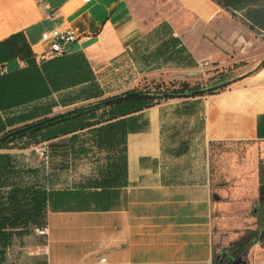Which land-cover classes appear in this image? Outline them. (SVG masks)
I'll return each instance as SVG.
<instances>
[{
  "label": "crops",
  "instance_id": "obj_1",
  "mask_svg": "<svg viewBox=\"0 0 264 264\" xmlns=\"http://www.w3.org/2000/svg\"><path fill=\"white\" fill-rule=\"evenodd\" d=\"M174 2L199 28L211 26L224 37L216 35L211 43L201 35L195 46L162 26L164 38L150 45L152 35L143 30L128 0H62L55 5L0 0V44L19 34L37 57L48 49L44 32L71 28L78 40L67 54H83L96 78L27 106L0 110V136L14 128L7 118L47 105H56L55 112L146 83L204 81L211 77L201 65L209 64L210 57L221 59L229 47L242 50V42L251 44L252 37L264 40V0ZM235 32L233 38L243 40L231 46ZM8 50L0 46V74L5 67L13 71L22 65L21 56ZM263 65L217 84L220 90L213 95L161 100L47 142L51 167L35 186L12 185L7 172L29 144L18 151L12 148L16 141L0 150L2 216L12 219L7 199L14 188L48 195L41 217L29 224L30 235L8 223L11 241L2 264H102L103 259L106 264H215L220 254L226 257L263 220ZM62 153L70 163L66 168L59 164ZM83 167L84 175H79ZM36 228H48V237L37 236ZM231 264H264V244Z\"/></svg>",
  "mask_w": 264,
  "mask_h": 264
},
{
  "label": "trees",
  "instance_id": "obj_2",
  "mask_svg": "<svg viewBox=\"0 0 264 264\" xmlns=\"http://www.w3.org/2000/svg\"><path fill=\"white\" fill-rule=\"evenodd\" d=\"M1 45L2 47L3 45L8 46L10 48L8 51H11L14 57L21 56L25 67L0 74V110L6 111L27 106L47 99L53 93L90 83L96 79L83 54L66 53L38 64L21 35L13 36ZM150 86L151 88L146 87L148 89L137 88L88 106L76 107L52 117L49 115L53 114V109L56 107L54 104L7 118L8 126L14 128L0 136V150L24 139L36 140V143L40 145L63 136L75 135L99 125L106 119L105 117H109L107 120H116L150 108L161 100L213 95L218 91L213 90V87L199 89L188 83L180 85L156 83ZM94 98H100V96ZM107 109L109 111L106 113ZM100 117H104V120ZM2 160L3 156L0 155V185L4 172ZM47 202L48 195L44 192H37L31 188L11 190L7 205L12 211V219L2 216L5 209L3 204L0 210V264L5 254L4 248L11 241L8 225L10 224V229H18L21 225L27 230L30 223L36 222L41 217ZM262 211L263 220L260 229L248 231L246 237L234 244L228 250L227 256L222 257L221 261H216L215 264H231L248 249L257 244H264V203Z\"/></svg>",
  "mask_w": 264,
  "mask_h": 264
},
{
  "label": "rangeland",
  "instance_id": "obj_3",
  "mask_svg": "<svg viewBox=\"0 0 264 264\" xmlns=\"http://www.w3.org/2000/svg\"><path fill=\"white\" fill-rule=\"evenodd\" d=\"M51 4L55 5L57 3H60L62 0H49ZM130 8L132 12L134 13L135 17L137 18L138 22L140 23L141 27L144 31H150L149 35H152L153 42L152 44L155 46L159 43V40L163 39L164 37H161L162 35L165 36V33H160V28L162 26H169L172 27L171 29L173 32L175 31L178 36H185L188 38V40L193 43L195 46L198 44L199 38L201 35L203 36L204 40H208L212 43V40L216 35H221V37L224 35L222 32L216 33V31H213V27L211 26H198L197 22L190 16H188L184 11H182L179 6L174 2V0H128ZM201 31L199 34L197 33V29ZM228 29V26L225 28ZM187 31V32H184ZM159 33H158V32ZM238 35L237 32L231 33L230 38H233V36ZM168 36V33H167ZM224 37V36H223ZM244 37V34L243 36ZM157 38V39H155ZM242 39V38H241ZM241 39H230L231 46H237V43L240 42ZM243 40V39H242ZM236 41V42H235ZM251 44H245V42H242L244 48L242 50H237L231 47H227L228 51L224 49L225 55L222 56L221 59H217V57H210L208 59L209 66L206 69L208 71V75L211 78H206L204 81H196L194 84H192L193 87L199 88V89H210L214 86H216L219 83L227 82L230 79L237 77L238 75L247 72L250 69L256 68L259 62H264V40L252 37L251 40H249ZM210 51H212V48H210ZM223 51V50H222ZM238 55V61L235 62V57ZM152 83L148 84L146 83L143 86H140L138 88L144 89L147 86L148 88H151ZM146 88V89H148ZM116 96V95H115ZM113 97V96H112ZM110 97H100L98 99H95L93 101H90L86 104L67 108L64 110H59L53 112V114L49 115V117L59 115L62 113L67 112L68 110L74 109L76 107L80 106H88L89 104H94L99 101L105 100ZM101 112L99 115L101 116ZM104 117H100L101 120ZM21 126V125H19ZM26 142V143H25ZM26 144H29V147L27 148ZM36 140H32L28 143V141H18L16 145H14V149L20 151L22 149L27 148V152L20 153L21 158H19L18 161H15L13 165H9V167L13 169V171H7L8 174L12 175L10 180H12V185H19V186H35L37 183L43 182V179L47 176V167H51L48 163H46V158L42 157L40 153L36 151L37 148ZM62 150L65 152V145L63 146ZM63 160L61 163L62 166L65 168L68 164V157H66V154H63ZM26 158L29 161H26ZM52 158V147H51V154L50 159ZM87 161L86 163L82 165H89ZM55 164H58V161H55ZM58 164V165H59ZM264 165V164H262ZM85 167L82 168V170L79 172L80 174H83ZM264 171V166L262 167ZM73 177L75 173L73 172ZM84 175V174H83ZM264 179V177H263ZM17 180V182L15 181ZM32 224V223H31ZM33 225L28 226V229L26 231V227L24 226H18V229H23L22 233H28L29 235L32 233L31 227ZM20 227V228H19ZM260 226L257 228L259 230ZM16 230V231H17ZM16 231H13L16 233ZM13 233V234H14ZM13 244V242H12ZM11 244V245H12ZM262 246V244H261ZM3 248V247H1ZM8 249L7 247L4 248ZM223 252V251H222ZM221 252V253H222ZM223 257L222 254H220L216 261H221V258Z\"/></svg>",
  "mask_w": 264,
  "mask_h": 264
},
{
  "label": "built area",
  "instance_id": "obj_4",
  "mask_svg": "<svg viewBox=\"0 0 264 264\" xmlns=\"http://www.w3.org/2000/svg\"><path fill=\"white\" fill-rule=\"evenodd\" d=\"M261 38H264L262 35ZM78 38L71 28H56L51 32H44L42 34V42L48 45V49L35 57L36 62L41 64L43 61L51 60L56 57L62 56L68 52V47L72 46L77 42ZM20 68L25 67V63L22 61ZM209 64L204 63L201 65V70H206ZM2 72L8 73L9 70L5 67ZM36 151L44 158H47L49 154L48 143H43L37 146ZM35 234L41 238H46L49 235L48 228H36L34 230ZM261 245V244H257ZM102 264H106V259L101 261Z\"/></svg>",
  "mask_w": 264,
  "mask_h": 264
},
{
  "label": "water",
  "instance_id": "obj_5",
  "mask_svg": "<svg viewBox=\"0 0 264 264\" xmlns=\"http://www.w3.org/2000/svg\"><path fill=\"white\" fill-rule=\"evenodd\" d=\"M218 88H219V87H214V88H212V89L216 91V90H218ZM263 234H264V230H263Z\"/></svg>",
  "mask_w": 264,
  "mask_h": 264
}]
</instances>
